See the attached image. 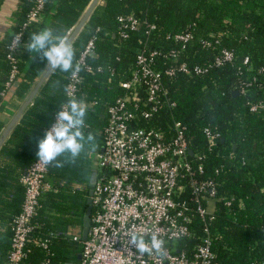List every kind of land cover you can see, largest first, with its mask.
I'll use <instances>...</instances> for the list:
<instances>
[{
	"label": "trees",
	"instance_id": "trees-1",
	"mask_svg": "<svg viewBox=\"0 0 264 264\" xmlns=\"http://www.w3.org/2000/svg\"><path fill=\"white\" fill-rule=\"evenodd\" d=\"M35 1H20L17 23L0 47L4 64L0 66V92L10 75L7 48L12 37L22 35L13 53L22 96L47 66L42 53L27 51L30 35L47 28L65 39L91 0H46L41 21L28 24ZM123 14L140 22L136 30H125L124 39L117 21ZM177 35L192 38L184 44L175 40ZM93 36L94 55L86 59L87 68L80 70L81 82L73 98L91 104L84 105L81 132L85 147L75 158L65 152L49 163L46 182L51 190L39 201L26 257L20 264H78L82 245L72 240L68 229L73 224L81 226L88 184L93 175L96 184L99 175L95 156L103 147L107 108L126 93L120 84L130 80V69L136 67L142 52L148 58L155 54L151 67L159 73L163 91L157 94V103L147 104L146 90H138L139 100L129 105L137 117L135 127L163 131L171 137L172 122H180L194 174L182 179L184 191L178 200L195 208L191 179L211 183L216 191L212 216L202 220L192 215L191 235L177 242V250L190 258L208 238L213 254L210 264H264V111L250 110L252 105L264 107V0H102L72 44V68L54 70L0 151V217L6 213L9 224V232L0 236V264L8 261L10 225L21 212L24 190L20 178L38 159L37 142L61 105L70 100L65 95L67 79ZM224 50L233 59L216 67L215 60ZM181 65L187 67L188 75H167ZM196 67L207 72L195 75ZM144 111L151 113L147 120L140 115ZM205 130L219 135L213 145ZM89 134L91 141L87 140ZM200 166L201 173L197 171ZM36 242H47L46 249Z\"/></svg>",
	"mask_w": 264,
	"mask_h": 264
},
{
	"label": "built area",
	"instance_id": "built-area-1",
	"mask_svg": "<svg viewBox=\"0 0 264 264\" xmlns=\"http://www.w3.org/2000/svg\"><path fill=\"white\" fill-rule=\"evenodd\" d=\"M45 1L34 2L28 15V24L41 21ZM117 21L120 25L119 34L123 39L127 37L125 30H136L140 25L138 20L128 14L120 15ZM21 36V33L14 35L7 48L11 70L6 88L16 82L17 61L13 53L20 46ZM191 38V35L175 36L176 41L184 44ZM95 40L96 37L93 36L86 43L67 79V98L76 97L81 82L80 70L87 68L86 59L94 55ZM205 45L210 46L209 43ZM170 53L176 54L173 51ZM154 55L150 54L149 58L143 52L138 55L136 67L130 69V80L120 84L126 93L107 108L102 152L95 156L99 175L93 189L94 213L91 214L90 228L84 242H81L80 237H72L74 242L80 241L82 245L78 264H210L213 259L208 238L194 249L190 258L183 252L179 253L176 246L178 241L190 237L191 216L197 215L202 220L211 217L217 201L216 191L211 183H198L192 179L190 186L195 196V208L191 209L185 201L178 200L184 191L182 179L194 174L187 160L185 127L180 122H172L171 137L163 131L136 128V114L129 108V105L139 100L140 88L146 90L147 104L157 103V94L163 91L160 75L151 67ZM232 59L233 54L224 50L214 65L219 67ZM206 72L207 69L194 68L195 75ZM177 73L188 75L189 70L181 65L167 71L170 77ZM66 104H62L59 111ZM89 104L84 105L90 106ZM155 110L153 107L152 112ZM250 110L262 112L264 107L261 104L252 105ZM140 115L145 120L151 117L148 111L141 112ZM56 119L57 114L52 125L56 123ZM204 133L210 145L219 138L218 134H211L207 130ZM48 165L49 163L45 164L38 158L20 178L24 199L20 214L10 225L11 251L6 264H20L26 257L25 247L33 229L32 220L37 213L39 201L51 190L46 182ZM197 171L202 172L201 166ZM133 235L143 236L146 241L155 235L163 244L159 250L141 253L130 242ZM46 243L36 242L43 249H46Z\"/></svg>",
	"mask_w": 264,
	"mask_h": 264
},
{
	"label": "clouds",
	"instance_id": "clouds-1",
	"mask_svg": "<svg viewBox=\"0 0 264 264\" xmlns=\"http://www.w3.org/2000/svg\"><path fill=\"white\" fill-rule=\"evenodd\" d=\"M20 40V37H17ZM29 52L42 53L47 65L52 69L67 72L73 66L74 49L63 37L53 35L50 29L33 33L25 43ZM86 108L82 102L70 99L63 110L57 113L56 123L47 129L37 142V156L45 164L51 163L62 153H70L73 158L79 156L85 147V137L81 132L84 126ZM93 136L88 135L91 141ZM132 245L141 253L159 250L163 241L153 235L149 241L143 236L133 235Z\"/></svg>",
	"mask_w": 264,
	"mask_h": 264
},
{
	"label": "crops",
	"instance_id": "crops-1",
	"mask_svg": "<svg viewBox=\"0 0 264 264\" xmlns=\"http://www.w3.org/2000/svg\"><path fill=\"white\" fill-rule=\"evenodd\" d=\"M20 1L21 0H0V47L11 36L12 30L17 23V17L20 12ZM1 65H4L2 59H0V66ZM1 79H3V73L0 70V80ZM28 93L19 96L18 82H15L14 85L9 88L4 87L3 92H0V124L2 125V130L4 129L5 125L9 122L11 117L14 115V113L18 110L19 106L21 105ZM10 138L11 136L9 137L5 145H7ZM71 187H74V185H71ZM75 189L82 190V187L76 186ZM7 217L8 216L6 213H4L2 217H0L1 237L4 236L5 233L9 232V224L6 220ZM68 233L70 237H80L81 226L76 224L71 225L68 229Z\"/></svg>",
	"mask_w": 264,
	"mask_h": 264
},
{
	"label": "water",
	"instance_id": "water-1",
	"mask_svg": "<svg viewBox=\"0 0 264 264\" xmlns=\"http://www.w3.org/2000/svg\"><path fill=\"white\" fill-rule=\"evenodd\" d=\"M102 0H91L88 4L87 8L84 10L83 14L79 18L76 25L72 28L70 33L65 38L67 43H70L71 45L74 43L78 35L81 33V31L84 29V27L87 25L91 15L93 14L94 10L100 5ZM55 69H52L51 66H46L42 74L39 76L35 84L32 86L31 90L19 106L18 110L14 113V115L11 117L9 122L5 125L4 129L2 130L0 134V151L2 147L5 145L9 137L11 136L12 132L18 125L20 119L24 115V113L28 110V108L32 105L34 99L38 95V93L41 91L43 86L48 81L49 77L52 75ZM102 152V149H101ZM96 176L93 175L91 177V180L88 184V197L86 199V209L85 213L82 217V223H81V234H80V240L81 242H84L87 238V234L90 228L91 223V214H92V197H93V189L95 185V179ZM80 260V255L77 256V261Z\"/></svg>",
	"mask_w": 264,
	"mask_h": 264
}]
</instances>
